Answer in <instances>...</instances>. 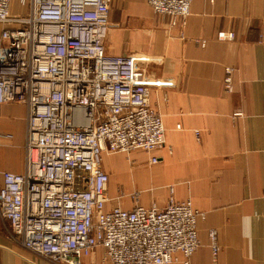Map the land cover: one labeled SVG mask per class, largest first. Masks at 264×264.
<instances>
[{"label": "built area", "instance_id": "built-area-1", "mask_svg": "<svg viewBox=\"0 0 264 264\" xmlns=\"http://www.w3.org/2000/svg\"><path fill=\"white\" fill-rule=\"evenodd\" d=\"M12 1L0 0V105L27 109L25 172H2L0 188V220L12 239L53 264H83L97 248L102 263L91 264H171L180 256L188 264L204 218L192 201L177 200L170 187L163 208H107L102 167L104 153L137 150L158 162L152 153L164 145L165 127L149 91L173 82L149 78L147 56L107 54L111 0H19L26 15L14 14ZM147 2L184 28L193 0ZM231 83L227 70V89ZM209 237L217 260V232Z\"/></svg>", "mask_w": 264, "mask_h": 264}, {"label": "crops", "instance_id": "crops-1", "mask_svg": "<svg viewBox=\"0 0 264 264\" xmlns=\"http://www.w3.org/2000/svg\"><path fill=\"white\" fill-rule=\"evenodd\" d=\"M12 11L26 15L29 6L13 0ZM110 22L107 54L147 56L149 78L173 86L149 91L165 127L164 145L152 153L157 163L140 150L102 156L107 208H163L172 187L204 216L188 264H264V0H193L184 28L156 15L147 0H111ZM220 32L233 38L222 40ZM26 135V107L0 105V188L2 172H25ZM102 255L97 248L83 264L102 263ZM0 264L50 263L18 245L0 220Z\"/></svg>", "mask_w": 264, "mask_h": 264}, {"label": "rangeland", "instance_id": "rangeland-1", "mask_svg": "<svg viewBox=\"0 0 264 264\" xmlns=\"http://www.w3.org/2000/svg\"><path fill=\"white\" fill-rule=\"evenodd\" d=\"M156 14V13H155ZM156 15H158V14H156ZM158 16H160V15H158ZM160 17H162V16H160ZM226 33V35H225V37L224 38H226V39H231V37H230V33H228V32H225ZM104 154H107V153H104ZM103 154V155H104ZM118 153H116V154H107V155H117ZM126 156H129L130 154H125ZM138 188L140 189V190H142V189H144L143 187H141V186H138ZM124 194V193H123ZM134 199V198H133ZM43 260H46V259H44L43 258ZM33 262H35V260H33ZM48 263H50V264H53V263H51V262H48Z\"/></svg>", "mask_w": 264, "mask_h": 264}]
</instances>
